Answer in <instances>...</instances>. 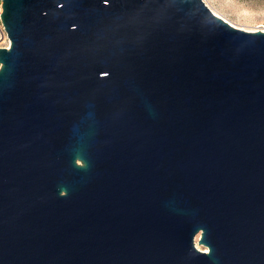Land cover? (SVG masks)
I'll list each match as a JSON object with an SVG mask.
<instances>
[{
    "label": "water",
    "instance_id": "water-1",
    "mask_svg": "<svg viewBox=\"0 0 264 264\" xmlns=\"http://www.w3.org/2000/svg\"><path fill=\"white\" fill-rule=\"evenodd\" d=\"M1 7L0 264H264V30L203 0Z\"/></svg>",
    "mask_w": 264,
    "mask_h": 264
},
{
    "label": "rangeland",
    "instance_id": "rangeland-1",
    "mask_svg": "<svg viewBox=\"0 0 264 264\" xmlns=\"http://www.w3.org/2000/svg\"><path fill=\"white\" fill-rule=\"evenodd\" d=\"M208 7L232 25L247 29H264V0H205ZM0 44L3 41L0 40ZM195 237V242H197ZM200 249L203 245L196 244Z\"/></svg>",
    "mask_w": 264,
    "mask_h": 264
},
{
    "label": "built area",
    "instance_id": "built-area-1",
    "mask_svg": "<svg viewBox=\"0 0 264 264\" xmlns=\"http://www.w3.org/2000/svg\"><path fill=\"white\" fill-rule=\"evenodd\" d=\"M203 1H205V0H203ZM1 3H2V0H0V13L3 10L1 7ZM260 30H264V29H260ZM0 40L3 41V44H0V46L8 47L10 41L7 37L6 31L4 29V25H3L2 20H1V17H0Z\"/></svg>",
    "mask_w": 264,
    "mask_h": 264
}]
</instances>
